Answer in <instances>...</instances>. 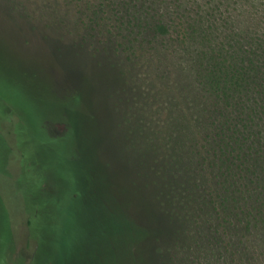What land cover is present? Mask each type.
<instances>
[{
  "label": "rangeland",
  "instance_id": "374dc122",
  "mask_svg": "<svg viewBox=\"0 0 264 264\" xmlns=\"http://www.w3.org/2000/svg\"><path fill=\"white\" fill-rule=\"evenodd\" d=\"M108 2L0 0V264H221L207 240L212 173L187 184L192 202L169 188V159L199 135L185 119L191 88L202 99L186 73L171 85L168 37L127 51ZM175 114L193 127L174 134ZM29 168L44 187L37 241Z\"/></svg>",
  "mask_w": 264,
  "mask_h": 264
},
{
  "label": "trees",
  "instance_id": "16d2710c",
  "mask_svg": "<svg viewBox=\"0 0 264 264\" xmlns=\"http://www.w3.org/2000/svg\"><path fill=\"white\" fill-rule=\"evenodd\" d=\"M108 1L116 28L126 32L124 39L129 37L127 51L135 50L132 45L138 39L143 48L148 36L168 37L172 68L180 69L173 71L171 85L179 91L178 76L186 73L189 86L202 99L191 88L185 119H197L199 135L186 143L189 156L178 154L169 159L174 172L169 188L181 198L188 191L192 202L187 184L197 188L198 180L208 181L212 173L214 185L207 189L211 201L205 206L214 235L208 234L207 240L223 247L218 250L221 264H244L245 259L264 264V0H155L157 7H149L148 0ZM73 99L78 103L77 95ZM181 103H175V108ZM175 116L174 134L193 127L187 121L182 126L178 120L182 117ZM184 163L185 168L181 167ZM31 169L21 181L25 182L22 190L31 197L28 208L38 205L30 222L37 241L34 221L45 202L39 197L44 187L36 186L42 180ZM186 170H192L196 179L190 181ZM191 209L196 211L197 206ZM0 218L9 242L2 204ZM259 237L262 249L256 242Z\"/></svg>",
  "mask_w": 264,
  "mask_h": 264
}]
</instances>
